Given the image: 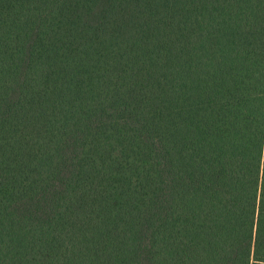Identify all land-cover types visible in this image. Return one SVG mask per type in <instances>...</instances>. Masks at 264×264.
<instances>
[{
    "label": "trees",
    "instance_id": "16d2710c",
    "mask_svg": "<svg viewBox=\"0 0 264 264\" xmlns=\"http://www.w3.org/2000/svg\"><path fill=\"white\" fill-rule=\"evenodd\" d=\"M0 264H264V0H0Z\"/></svg>",
    "mask_w": 264,
    "mask_h": 264
}]
</instances>
